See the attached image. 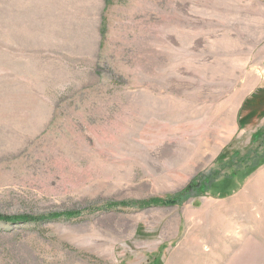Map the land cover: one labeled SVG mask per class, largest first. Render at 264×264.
I'll use <instances>...</instances> for the list:
<instances>
[{
	"label": "rangeland",
	"instance_id": "rangeland-1",
	"mask_svg": "<svg viewBox=\"0 0 264 264\" xmlns=\"http://www.w3.org/2000/svg\"><path fill=\"white\" fill-rule=\"evenodd\" d=\"M262 87L264 0H0V264H264Z\"/></svg>",
	"mask_w": 264,
	"mask_h": 264
},
{
	"label": "crops",
	"instance_id": "crops-1",
	"mask_svg": "<svg viewBox=\"0 0 264 264\" xmlns=\"http://www.w3.org/2000/svg\"><path fill=\"white\" fill-rule=\"evenodd\" d=\"M27 9V8H26ZM264 95V90H263V87L262 89H260L259 91V98ZM244 110H239L238 112V121L239 119L241 120L242 118H244ZM262 115L260 117H256L254 118L255 122H260L262 119H264V112L261 113ZM238 126L241 125V123L237 122ZM241 128V127H240ZM243 128V127H242ZM262 127H258L256 129H254V138L257 139L259 136H262ZM204 139H205V145H207L211 150L215 151V159L218 158V157H230V155H234V157H238V156H241L242 154H244V152H240L239 151V147H234L232 144L230 145L229 142H224L223 140H220V141H216L215 139H211L213 138V134H211L210 132L209 133H204L203 136H202ZM211 137V138H210ZM253 140V139H252ZM258 143V141H257ZM221 153V154H220ZM257 173L254 177L255 179V182L256 181H263L264 179V167L262 166H259L258 168H256L255 170ZM247 197L245 195H242V200L245 201Z\"/></svg>",
	"mask_w": 264,
	"mask_h": 264
},
{
	"label": "trees",
	"instance_id": "trees-1",
	"mask_svg": "<svg viewBox=\"0 0 264 264\" xmlns=\"http://www.w3.org/2000/svg\"><path fill=\"white\" fill-rule=\"evenodd\" d=\"M260 157H264V155L260 156ZM264 162V158L260 159L257 163H254L252 164L251 166H249L247 168V174L251 173L252 171H254L260 164H262ZM192 188V184L191 182L185 187L184 189V192L185 194H187L189 192V190ZM184 192H179L176 196H173V197H170V198H166V199H153L151 200L150 202H147L148 203H151L152 205H159V204H167V205H171V204H175V203H178L179 200L183 199V195H184ZM9 218V219H8ZM12 220L13 221H21V222H25V221H29V219L27 218H20V217H17V218H13V217H8V216H3V215H0V220Z\"/></svg>",
	"mask_w": 264,
	"mask_h": 264
}]
</instances>
